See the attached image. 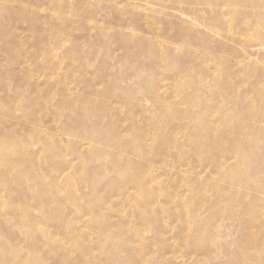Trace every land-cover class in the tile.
Returning <instances> with one entry per match:
<instances>
[{"label":"rangeland","instance_id":"1","mask_svg":"<svg viewBox=\"0 0 264 264\" xmlns=\"http://www.w3.org/2000/svg\"><path fill=\"white\" fill-rule=\"evenodd\" d=\"M66 1L72 6L78 2ZM177 1L178 4H174ZM252 1L264 5V0ZM16 2H21L27 12L22 13L19 8L15 9L13 4ZM88 2L95 8V0ZM151 2L153 4L143 0L119 1L122 3L120 15H126L129 21L133 18L137 21V27L133 23L127 33L135 42L146 39L149 44H154L156 39L145 37L140 29L156 33L168 26V22H160L157 18L164 0ZM219 3L220 1L216 3L218 10L226 13L227 9L220 7ZM3 5L7 6L9 12L0 15V62L8 69L13 123L17 118L23 119L22 127L29 131L28 136L33 139L31 123H38L34 118L38 116L39 130L50 133L52 129H61L63 134L59 141L63 154L56 160L47 161L43 154V143L33 141L31 144L39 158L43 186L34 185L37 178L36 175L31 176L35 172L32 171V165L26 173L18 172L20 174L17 176L23 179L20 187L30 191L28 194L34 204L32 213L25 210L23 202L14 205L15 208L8 199L0 200V208L4 205L3 208L7 211L4 218L10 222L0 232V245L3 246L1 249L9 251L6 255L8 258L16 259L21 256L34 264H226L233 256L240 255L249 264H264V119L260 117L264 113V89L253 90L254 83L260 79L264 82V59L241 63L231 59L229 63L222 65L219 62L220 54L224 49L226 53L231 51L230 48L216 46L223 35L222 30L207 19L208 10L201 8L197 11L190 8L196 5L188 0H170L166 4L168 7L165 15H172L175 19L181 16L186 21L198 20L207 27L201 31L210 35V40L206 41L200 36L197 43L185 41L181 51H168V62L176 70L172 73L164 70L163 63L156 65L148 55L123 60L124 50L113 39L114 36L122 34L117 29H91L87 33L93 36L98 32L103 33L102 40L95 43L92 55H89V47L85 45L83 37L80 40L85 46L84 55L73 47V41L79 37L76 32L64 34L63 39L57 41L61 47H55V54L45 53L38 48L37 43L40 42L39 45L42 46L46 43L38 41V36L40 28L51 36V22L45 23L43 19L52 8L47 9L45 6L44 9H37L44 5L37 0H0V8ZM107 5V2L101 3L102 11H93L90 8L92 6L85 7V11L89 13L88 20L99 24L105 18L113 21L116 14L104 10ZM170 8L186 12L188 17L179 12H172L173 15L170 13L173 9ZM49 16L51 20H58L52 13ZM251 16L255 17L252 13ZM258 16L264 22V6L258 11ZM222 18L226 23H232L233 19L228 15ZM175 19L173 20L176 21ZM61 22L59 20L57 24ZM119 22L120 26H125L124 20ZM179 30L174 27L169 33L174 34ZM4 35H8L9 45L13 50H6L5 40H2ZM16 39L17 43H21L18 49L15 46ZM240 41L249 42L250 38L241 34ZM55 42L47 38L51 47H54ZM162 46L169 47L170 43H162ZM134 47L137 51L136 46ZM65 57H68L66 62ZM105 59L108 63V78L97 75ZM56 62L60 63L57 67H62L59 74L48 75L43 72L47 66ZM82 65L86 67V72L79 70ZM132 65L137 66L135 76L129 75L128 67ZM153 68H157L165 77H171L161 78L164 89L159 92L154 91L156 77ZM205 68L221 72L229 68L236 74L231 81L230 91L221 92L218 86H210L205 82V86L201 85L199 88L171 92L175 84L198 80L203 76L201 70ZM241 69L243 71L239 73L238 70ZM113 76L117 78L113 79ZM211 78L223 80L219 73H213ZM30 79H34L36 91L31 89V92L25 93V101L20 102L16 91L18 88L26 89ZM240 81L245 82L244 86L239 84ZM63 83L68 84L70 89L67 98H62ZM106 90L109 94L105 93ZM88 95L92 96L88 97L89 104L79 101L80 97ZM156 98L161 101L158 103ZM190 99L203 106H190L186 102ZM184 102L187 105H183ZM29 103H32L31 106ZM16 104L20 106L17 107ZM72 105L75 106L71 110L69 106ZM130 107L137 109L134 114ZM26 108L33 114L29 118V112L25 113L23 110ZM103 108L109 110V116L102 118V122L96 118L97 111ZM174 108L182 113L181 119L176 122L171 116ZM84 121L86 123L79 124ZM133 121L143 127L140 130L133 129ZM110 122L123 129L125 135L130 136L129 139L133 136L145 138L150 147H154L153 150L149 153L137 150L134 154H127L110 147L104 139L107 130L103 126ZM247 124L257 125L260 129L259 135L250 131ZM209 130H214L211 137L207 134ZM163 132L167 134L168 140L157 145L156 135H163ZM193 135L201 137L202 144L206 143V147L216 151L211 158L218 161V169L210 170L206 167L209 155L196 151ZM170 140H179L182 160L175 150L173 153L165 151L171 146ZM93 148H96L95 154L86 158L78 156ZM227 148L231 150L229 157L226 156ZM250 151L255 159L248 160V163L234 171V166L241 161V155ZM10 152L16 157L31 155L27 148L19 145L11 148ZM114 159L136 163V177L122 175L111 165ZM61 163H69L63 171L59 167ZM195 169H200L201 172L199 186L191 190L181 188L180 185L191 177L189 172ZM4 170L5 166H1V171ZM175 171L181 173L175 176ZM222 173L229 175L233 184L231 188L244 190L250 198H258L263 203L249 215V234L244 232L245 223L238 217H230L231 214L224 210V204L210 190L212 185L220 183ZM56 177L60 183L61 179L64 180L56 193L54 190V196L64 202L65 209L59 213L50 205L39 203L33 198L40 192H50L52 188L49 183ZM13 179L14 177L12 184L16 186ZM111 181L116 184V193L108 192L105 188ZM142 184L146 188L138 189ZM224 188L230 191L228 186L225 185ZM0 190L3 191L4 186H0ZM68 192L76 193L75 202L68 200ZM197 192H201L206 200L193 204ZM127 193L133 195V207L129 205ZM12 197L15 198L14 195ZM106 198H110V201H105ZM170 198L173 199L171 202ZM94 201H98L104 211L107 210V215H96L89 210ZM138 202L149 205L150 212L143 217L133 213ZM113 209H118V214H113ZM32 214L40 218L39 223H34V232L28 224L32 220ZM44 215H52L57 222H64L65 225L45 219ZM209 217L215 220L211 225L213 230H210L211 226H207L206 219ZM184 221L203 228L204 232L196 234L191 226L188 227V232L183 231ZM70 223L75 226L71 228ZM219 225L221 228L218 229L216 226ZM119 228L124 231L120 232ZM126 240L130 247L125 243ZM193 242L198 243L196 245ZM33 244L39 246L35 252L31 250ZM6 256L0 255V264H7L2 259Z\"/></svg>","mask_w":264,"mask_h":264},{"label":"bare ground","instance_id":"2","mask_svg":"<svg viewBox=\"0 0 264 264\" xmlns=\"http://www.w3.org/2000/svg\"><path fill=\"white\" fill-rule=\"evenodd\" d=\"M39 1V4H44L41 5V7H37V9H44L45 6L47 9H51L50 13L53 14L54 17H57V21L51 20L52 18L49 16V14L43 19L45 23L51 22V26L53 27V31L51 36L49 37L48 35L50 34L49 32L42 30L40 28V33L38 36V41H45L46 45L42 46L38 45V48H40L42 51H45V53H51L55 54L56 48H60L61 44H57V41H60L59 39H63L64 34H70L73 32L78 33L77 38L73 41L74 46L76 49H79L80 52L83 54V48L84 43L89 47V55H92L93 51L95 50V43L100 42L103 38V33L98 32L97 35H89L87 34L91 29H95L98 31L102 30H109V29H117L122 32L120 35H116L113 37L115 41L119 44V47L124 50L123 54V60L125 59H135V58H140L142 55H148L152 58L153 62L156 63V65H161L163 63L164 70L167 71V73H172L175 72V68H171L170 63L168 62L169 59V53L168 51L171 50H178L181 51L183 48V45L186 42H194L197 43L198 38L201 36L203 37L206 41L210 40V35L202 32V29H207V27H204L203 25L200 24V22L196 19H191L192 21L189 20H184L181 16H178V19H175L172 17V15H165L166 8L168 7L166 4L170 0H164L162 3L161 7H159L160 10V15L157 17L160 22L167 23L165 28L160 29L156 33H152L148 31L147 29H140L142 34L146 37L154 38L156 39V43L154 44H149V42L146 39H141L138 41H133L131 38L128 37V32H130V27L133 26V23L137 27V21L135 18H133L131 21L128 20V17L126 15H120V10H121V4L119 3L120 0H95L96 4L94 5L95 8H93V5H90L88 1L91 0H78L77 4L75 6H72V4L66 0H44V2H41L42 0H37ZM139 1V0H138ZM149 4H153L151 0H143ZM194 3L196 6L195 7H190L193 8L197 11L199 9L203 8L205 10H208L207 12V19L214 23L216 26H218L222 30V37L216 44V46H223L230 48L231 51L229 53L225 52V49L222 51V53L219 56V62L222 65H226L231 61V59H234L236 63H241L245 61H254L256 59L262 58L264 59V22L262 18L258 16V11L264 6V5H259L256 4L252 0H188ZM220 1V7H225L227 9L226 13L218 10V5L216 4L217 2ZM107 2L108 5L104 8V10L107 11H112L114 14H116V17L113 21H110L109 19L105 18L103 19L102 23H95L93 20H88L89 13L85 11V7H90L93 11L94 10H103L101 8V3ZM174 4H178V1L175 2ZM14 8L17 10H21L22 13L25 11L27 12V9L25 6H22L21 2H16L13 4ZM19 8V9H18ZM69 9V10H68ZM173 10H170L175 13H181L183 16H187L188 14L186 12H182L178 9L170 8ZM68 10V12L66 11ZM177 11V12H176ZM4 12H9L8 8L6 5H3L0 8V15L1 13ZM169 12V11H168ZM251 13L255 15V17L251 16ZM173 14V13H172ZM15 15V13H14ZM57 15V16H56ZM174 15V14H173ZM224 15H228L231 17L232 23H226L224 19L222 18ZM16 16V15H15ZM251 16V18L249 17ZM175 19L176 21H174ZM61 20V24H57L58 21ZM121 20L125 21V26H120ZM90 23L87 25L86 23ZM21 23V22H20ZM228 24V25H227ZM93 25V26H92ZM236 25V26H235ZM235 26V27H234ZM176 28L177 31L174 34H170L169 31L172 28ZM137 29V28H136ZM211 33H214V31H211ZM215 34V33H214ZM241 34H246V36H249L250 41L249 42H241L240 41V35ZM53 35L55 38L53 39ZM216 35V34H215ZM85 39L84 43H81V38ZM47 38H50L51 40H55L56 42L54 43V47H51L50 43H47ZM82 38V39H83ZM2 40H5V46L6 50L11 48L9 45L8 41V35L2 36ZM68 40V39H66ZM71 40V39H69ZM18 39L15 41V46L16 48H20L21 43H17ZM162 43H170V46H162ZM64 45V44H63ZM67 45V44H65ZM136 46V49H134ZM56 47V48H55ZM12 49V48H11ZM13 50V49H12ZM109 54V53H108ZM84 55V54H83ZM88 56V54H87ZM108 57V56H107ZM65 57V62H66ZM104 63L101 64L99 72L97 75L102 76L104 78H108V73L106 72V67H108V64L106 59L103 61ZM56 65H60L59 62L54 63L53 65L47 66L43 72L45 74L51 75L52 73L59 74L60 71L62 70V67H57ZM6 65H3L0 62V186H4V190H0V200L3 199H8V201H11V205L15 207L14 205L18 203H22L25 207V210L28 211V213H32L34 208V204L32 201V198H30L28 192L30 193L29 189L27 190L23 187L21 188L20 186L22 185L23 179L19 176H17L19 171L22 173H26L28 170L31 168L29 167L32 165V171H35L32 175H36L37 181L34 183V185H37L39 187L43 186L44 183L40 179V172H39V163L38 160L39 158L37 155L34 153L32 147V142L33 141H39L43 143V149L44 153L46 155L47 161L49 160H56L58 159L61 154H63V147L62 145L59 144L60 139H62L63 134L61 133V129H52L50 133H45L41 130H39V124H40V118L38 116H34L35 119H37L38 123L33 122L31 123L32 130L31 132L33 133V139H31V136L29 135V131L25 128L22 127V120L17 118L15 122L13 123V118H12V107H11V101H10V91L11 87L8 84V69H5ZM257 68V67H256ZM137 69L136 65H132L128 67L129 75L135 76L136 72L135 70ZM145 69V68H144ZM79 70L81 72H86V67L85 66H80ZM146 70V69H145ZM153 71L155 73V92L162 91L164 89L163 86V80L161 78L165 79H171V77H165L161 72L157 70V68H153ZM243 70H238L239 73H241ZM258 71V70H257ZM203 76L200 77L198 80H189L185 82H180L178 84H175L172 86L171 92L176 93V92H181L184 88H199L201 85H203L205 82H208L210 86L216 85L218 88H220L221 92H229L230 91V85L232 84L231 81L233 80V76L236 75L232 73L229 68L223 69L222 72L221 70H209L207 68L201 70ZM219 73L220 77L223 78V80L218 81L216 79L211 78V76ZM127 75V76H129ZM5 76V77H4ZM116 76H113V79H116ZM141 82V81H139ZM244 81H240L239 84L241 86H244ZM63 89H61V94L62 98H67L68 93L70 92L69 86L66 83H63L62 85ZM205 86V85H203ZM36 84L34 83V79H30L29 83L26 85V89L18 90L16 91V96L19 98L20 102L23 100L25 101L24 94L27 92H31L30 90L32 89L33 92L36 91ZM264 89V82L263 79H260L257 83H254L253 90H260ZM4 94L2 97L1 94ZM106 94H109V91L106 90ZM226 94V93H224ZM95 95V94H94ZM93 95V96H94ZM15 98V95L13 96ZM88 97H92L90 95L86 97H80L79 101L83 103H90ZM17 100V99H16ZM155 101L158 103L161 101L160 98H156ZM2 102H3V107H2ZM65 102V101H64ZM189 103L190 106H203L201 105L198 101H195L194 99H190L186 101ZM184 102L183 105H187V103ZM240 102V101H239ZM32 103H29L28 105L31 106ZM42 104V103H41ZM17 107L20 106V104H16ZM66 106V105H65ZM65 106H61V108H64ZM72 106H69V108H74ZM133 109L131 111L132 114L135 110H137L135 107H130ZM175 110H172V117L173 120L176 122L181 119L182 113L178 112L179 110L174 108ZM25 113H28L30 110L29 109H23ZM72 110V109H71ZM109 110L107 109H100L97 111V118L96 120H101L104 118L106 115H108ZM28 118L32 116L30 112L28 113ZM109 116V115H108ZM261 118L264 119V113L263 116H260ZM24 118V117H22ZM103 122V121H102ZM86 121L79 123L84 124ZM15 124V125H14ZM104 128H106L107 131H105V136L104 139L107 142V144L112 147L120 150L122 153H131L134 154L135 151L137 150H142L143 152H151L154 147H150V144L148 141L140 136H133L131 139H129L130 136L125 135L123 129L117 128L115 124L109 123L107 125H103ZM247 128H250L249 130L252 131L255 135H259L260 129L258 128L257 125L254 124H247ZM131 127L133 129H138L140 130L143 125H138L136 122H132ZM61 134H60V133ZM31 133V134H32ZM214 133V130H209L208 131V136L211 137ZM194 136V142L193 144L196 145V151L199 153H204L208 154V160L206 167L210 170L218 169L219 163L218 161L216 162L214 159H212V156H215L216 151L213 148L206 147V143L202 144L201 142V137L197 135ZM168 140V136L166 133L163 132L162 134L156 135V144L159 145L161 142H166ZM171 146L169 148H166L165 151L167 153H173L174 150L176 153H178V157L180 160H182V153L180 152L181 148L179 145V140L172 141L170 140ZM19 145V147H25L30 151L31 155H28L26 157H21V156H14L10 152V149ZM78 148V147H77ZM134 151V152H132ZM77 154H79V150L76 151ZM96 153V148H93L90 151H87L83 155L80 154L78 155L79 157H89L91 154ZM231 155V150L226 149V156ZM255 159L253 156V153L250 151L244 155H241V161L239 165L234 166V171L238 170L242 165H245L248 163V160L252 161ZM67 164L69 163H61L59 166L62 171L67 168ZM51 165V164H50ZM113 167L118 169L122 175L130 177V178H135L136 175L138 174L137 169L135 168L136 163H130V162H119L117 159H114V161L111 164ZM1 166H5V170L1 171ZM182 172V170H180ZM180 171H175V176L179 175L181 172ZM21 173V174H22ZM200 169H195L193 172H189L191 177L188 179V181L182 183L180 186L181 188H185L186 190H191L193 188H196L200 184ZM254 173H252L253 175ZM193 175V176H192ZM251 175V174H250ZM12 177H14L13 181L16 183V186H13L12 182ZM247 178V177H246ZM64 180L61 179V183ZM219 184L217 185H212L210 187V190L216 194L217 200H220L224 204V210L227 211L229 214H231L230 217H238L240 220H242L245 223V229L244 232L245 234L251 233L249 230V224H250V219L249 215L250 213L255 210L256 207L261 206L263 203L260 199L258 198H250L247 193L244 190L238 191L233 186L232 182L230 181V177L227 173H222L220 175V180ZM61 183L58 181L57 177L53 178L52 181L49 183L50 187L52 190L48 192L47 190L44 192H40L35 198L39 203L43 202L51 207L54 208L55 211L58 213L63 211L65 209L64 202L59 201L58 197L54 196V190L56 193V189L59 188ZM243 183V182H242ZM228 186L230 188V191H228L224 186ZM33 186V185H31ZM20 187V190L19 188ZM241 187L242 184H241ZM13 188V189H12ZM30 188V186H29ZM32 188V187H31ZM105 188L107 189L108 192L116 193L117 187L114 181H111L105 185ZM146 186L145 184L139 185L138 189H145ZM148 189V188H147ZM228 192H227V191ZM201 192H197V197L193 201V204H199L206 199H204L201 194ZM14 195L15 198L12 197ZM128 196V201L129 205L133 207L132 199L133 195L130 193H127ZM76 199V193L74 192H68V200L75 202ZM173 199L170 198L169 201L171 202ZM105 201H110V198H106ZM104 201V202H105ZM4 205H1L0 208V232L2 231L1 228H5L7 224L10 222L6 220L4 215H6L7 211L5 208H3ZM140 207H144L143 209ZM16 208V207H15ZM92 213L94 214H101V215H107V210L104 211L105 209H102V206L98 204V201H94L91 204V208H89ZM113 214H118V209H113ZM150 212L149 211V205L146 202H138L137 205L133 208V213L144 216V214ZM17 216V215H16ZM42 217V216H40ZM44 218L50 219L52 222H57L55 217L53 218L52 215H44ZM40 218L34 214H32V220L28 223L29 227L32 229V232H34V229H36V225L34 223H39ZM207 226L210 227L214 222L213 217H209L206 219ZM59 225H65L64 222H57ZM75 224L70 223V227H74ZM191 226L192 230L196 234H201L204 232L203 228H198L196 225L191 223L189 225L186 221L183 222L182 224V229L185 232H188V227ZM60 227V226H59ZM102 227V226H101ZM218 229L221 228V226H216ZM213 226H211L210 230H213ZM120 232H123L124 230L119 228L118 229ZM144 230V229H142ZM125 236V235H124ZM126 237V236H125ZM101 239V235L99 236ZM194 239V240H193ZM193 241H195V238H192ZM126 244L129 246V241H125ZM194 244L197 245L198 242H193ZM241 244V242H240ZM3 247V246H2ZM0 245V255H8L9 251L7 249H1L2 248ZM38 245H34L31 247V250L35 252V249L38 248ZM130 247V246H129ZM3 263L7 264H34L29 262L28 259L19 257L16 259H11L6 256L2 257ZM63 262V261H62ZM68 264H74L72 262H69ZM226 264H249V262L245 259H243L240 255L233 256L229 262Z\"/></svg>","mask_w":264,"mask_h":264}]
</instances>
